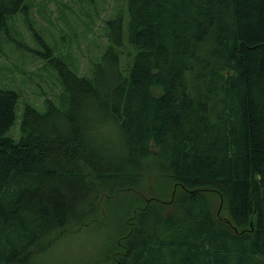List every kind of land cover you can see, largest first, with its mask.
<instances>
[{
  "label": "trees",
  "instance_id": "obj_1",
  "mask_svg": "<svg viewBox=\"0 0 264 264\" xmlns=\"http://www.w3.org/2000/svg\"><path fill=\"white\" fill-rule=\"evenodd\" d=\"M103 29L84 75L33 29L42 111L0 83V264L92 223L59 264H264V0H125Z\"/></svg>",
  "mask_w": 264,
  "mask_h": 264
},
{
  "label": "rangeland",
  "instance_id": "obj_2",
  "mask_svg": "<svg viewBox=\"0 0 264 264\" xmlns=\"http://www.w3.org/2000/svg\"><path fill=\"white\" fill-rule=\"evenodd\" d=\"M26 5V10L13 17L11 30L0 36V83L19 93V108L28 102L42 111L43 101L60 97L62 87L55 71L40 60L33 29L50 47L70 52L73 65L84 75L93 62L86 57L99 54L105 46L104 20L123 13L125 0H28ZM27 20L32 23L31 30ZM103 241L97 223L71 228L37 264H59L75 255H93Z\"/></svg>",
  "mask_w": 264,
  "mask_h": 264
},
{
  "label": "bare ground",
  "instance_id": "obj_3",
  "mask_svg": "<svg viewBox=\"0 0 264 264\" xmlns=\"http://www.w3.org/2000/svg\"><path fill=\"white\" fill-rule=\"evenodd\" d=\"M52 50H53V49H52ZM38 51H39L40 55L42 54V56L46 54V53H42V52H41V51H44L42 48H39ZM53 52H54V50H53ZM43 59H44V56H43ZM47 61H48V60H45V59H44V62H47ZM18 108H19V106H18ZM252 176H253V175H252ZM252 176H251V177H252Z\"/></svg>",
  "mask_w": 264,
  "mask_h": 264
}]
</instances>
